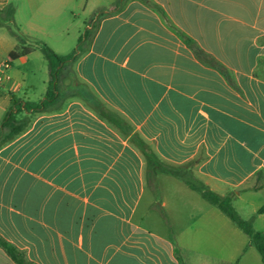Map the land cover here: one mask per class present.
<instances>
[{
  "label": "crops",
  "instance_id": "1",
  "mask_svg": "<svg viewBox=\"0 0 264 264\" xmlns=\"http://www.w3.org/2000/svg\"><path fill=\"white\" fill-rule=\"evenodd\" d=\"M45 48L74 56L55 79ZM6 62L0 237L28 262L205 264L184 221L221 216L158 164L264 221V0H0Z\"/></svg>",
  "mask_w": 264,
  "mask_h": 264
},
{
  "label": "trees",
  "instance_id": "2",
  "mask_svg": "<svg viewBox=\"0 0 264 264\" xmlns=\"http://www.w3.org/2000/svg\"><path fill=\"white\" fill-rule=\"evenodd\" d=\"M44 54L49 61V67L53 79H55L61 66L65 65L67 62L74 60V56H69L66 58L58 57L48 48L44 49ZM13 57H16V55H13ZM50 89L51 87H49L48 95L50 93ZM48 95L47 98H49ZM25 109L30 111L32 107H25ZM20 112L21 109L17 104H15V106L9 112H7L5 120L2 124L3 129L7 130V134L2 139H0V145L12 141L24 130V125H17L16 122V115ZM158 165L162 173L169 174L174 178L183 181L193 191L199 193L205 201L215 206L234 225H236L249 238V240L251 241V245L258 251L262 263L264 264V231L255 230L253 226L255 217H253L251 221H245L240 217L233 205L235 196H219L218 194L211 191L202 182L197 180L187 169H174L162 166L161 164ZM259 214H264V207L259 210ZM0 248H2L16 264H32L26 260L22 252H20L16 247H14L1 237ZM176 251L177 253L179 252L178 249Z\"/></svg>",
  "mask_w": 264,
  "mask_h": 264
},
{
  "label": "rangeland",
  "instance_id": "3",
  "mask_svg": "<svg viewBox=\"0 0 264 264\" xmlns=\"http://www.w3.org/2000/svg\"><path fill=\"white\" fill-rule=\"evenodd\" d=\"M7 16L8 14L2 19V23L5 25V30H7L9 34L18 35L20 27L16 26L14 23L11 24ZM82 29L85 30V28ZM41 58L42 61L40 60L39 63L42 66L48 68L49 61L47 60L46 56L42 55ZM196 194L199 196L202 202L208 204L199 193ZM216 210L221 216V219L213 220L204 216L201 219L196 218L194 221H184V224L187 225L186 228L188 229L184 235L185 242L188 243L190 240L195 239L194 249L198 254L203 256V258L205 257V264H215L217 260L231 261L233 264H263L258 251L252 245V251H249L245 258L241 259V248L246 247V244L250 242L249 238L217 208ZM238 214L245 221H251L252 219L249 218L250 216H244V214H240L239 212ZM263 225V220L253 222V226L256 231H263ZM213 230L217 231L218 234L214 235L212 233ZM227 239L228 243L232 245V247H230L228 250L225 249Z\"/></svg>",
  "mask_w": 264,
  "mask_h": 264
},
{
  "label": "built area",
  "instance_id": "4",
  "mask_svg": "<svg viewBox=\"0 0 264 264\" xmlns=\"http://www.w3.org/2000/svg\"><path fill=\"white\" fill-rule=\"evenodd\" d=\"M11 68V63L6 62L0 71V87L7 81L11 80V75L9 74V70Z\"/></svg>",
  "mask_w": 264,
  "mask_h": 264
}]
</instances>
